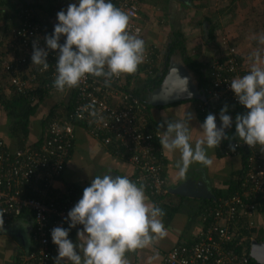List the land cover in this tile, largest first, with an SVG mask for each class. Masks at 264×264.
<instances>
[{"label":"built area","instance_id":"1","mask_svg":"<svg viewBox=\"0 0 264 264\" xmlns=\"http://www.w3.org/2000/svg\"><path fill=\"white\" fill-rule=\"evenodd\" d=\"M57 1L55 12L58 13V8H65L67 3L66 0ZM111 2L129 15L130 30L140 36L142 28L136 20L141 0ZM35 18L32 8L19 9L18 23L8 32V44L0 48V96L3 93L9 96L14 93L27 95L33 104L39 101L40 91L48 89L51 93L57 92L53 86L56 53L50 51L47 70L42 71L41 66L32 65L33 42L38 40L41 47H46L44 37L51 34L45 20L39 17L37 21ZM154 54L155 46L145 44L144 61L139 65L143 70L138 73L155 75ZM226 55L225 60L215 62L212 67L207 89L208 103L223 101L240 105L230 89V83L233 78L247 74L250 67L244 68L234 48ZM126 76L113 78L110 86H105L103 78L89 76L78 87L65 89L63 92L69 95L71 91L76 92L73 107L68 114L54 116L48 121L40 144L13 150L0 139V228L9 227L25 211L33 215L34 247L21 254L16 264H52L51 230L59 226L69 227L65 218L77 203L74 189H59L56 184L73 151L77 125H83L91 135L115 149L121 158L132 162L136 180L146 183L151 194L157 196L170 192L162 174V149L154 143L162 133L145 130L147 106L128 87ZM205 105L201 103L199 108L204 111ZM238 142L235 151L231 150L230 143L222 145L221 150L227 155L245 152L247 168L241 187L250 192L246 191L244 195L254 198L263 196L264 148L259 145L250 148L242 140L232 144ZM244 195L236 193L221 198L209 215L201 218L204 222L211 220V224L206 232L201 233L199 241L194 245H176L165 255L164 263L248 264L251 258L248 251L239 255L235 250L225 251L222 246V243L235 239L232 222L252 216L258 208L257 203L245 202ZM82 228L78 225L71 229L69 237Z\"/></svg>","mask_w":264,"mask_h":264},{"label":"crops","instance_id":"2","mask_svg":"<svg viewBox=\"0 0 264 264\" xmlns=\"http://www.w3.org/2000/svg\"><path fill=\"white\" fill-rule=\"evenodd\" d=\"M47 1L49 2L45 3L44 7L38 6V3L35 2V11L40 18L45 20V23L49 17L52 4L56 3L57 0ZM77 1L66 0L65 9L70 3H76ZM190 1L141 0L139 17L136 20L137 25L142 28V34L139 37L145 41V44L155 46L154 59L156 66H163L167 57L166 52L169 47L170 37L175 31H179L185 37L189 55L209 62L208 76L211 74L214 63L225 60L226 54L231 48H234L237 52L244 68L250 67L247 61L248 55L258 47L264 49V45H259L257 40L253 38L264 34V0H258L259 6L257 5L252 10L255 15L248 16V22L241 21L244 18L240 17L242 1L237 4V14L235 15L227 13L228 9L231 11V1L233 0L224 1L221 10L224 17L221 16L220 12L214 13L211 8L207 11L200 9L195 12L190 8ZM16 7L19 11L21 7L19 0H9L8 5L0 7V48L8 44V32L13 25L18 23ZM53 7L56 10L55 4ZM254 17L255 19H252ZM220 22L221 24H219ZM205 23H207L206 26ZM191 25H193L192 30L189 29ZM211 25H217V27H215L214 38L209 40L210 36L205 34V27L210 32ZM238 25H252V29L245 30V27L238 29ZM49 31L52 34L54 27H49ZM64 38H61V42ZM143 75L146 77L145 73ZM141 76L139 73L135 83H132L136 84V81ZM132 83L131 85H133ZM68 99L69 94L57 91L50 93L43 100L35 115L31 117L27 145L38 144L44 139L43 121L45 117L55 105L60 106V103ZM198 108L199 104L193 101L178 102L167 106H154L149 109L150 117L145 115L147 123L143 126H146L145 130L148 132L160 131L162 133L158 126L162 118L180 120L185 117L187 112L194 113L195 118L189 125L194 142L200 137V125L204 122L200 117ZM59 111H62L61 107H59ZM229 115L233 116L232 114ZM14 122L15 117L8 115L0 101V139L4 140L13 150L21 148L17 142L18 139L10 135ZM154 143L162 149L159 139H155ZM222 145H224L223 141L220 147L207 149V155L212 160L210 166L193 163L183 176L179 174L176 168L179 153L165 154L161 150L164 164L162 174L167 180L170 192L155 197L144 185L135 181L136 172L132 162L121 158L115 152V149L91 135L83 125H77L75 127L73 151L56 186L59 189L73 187L74 199L78 202L83 196L84 188L90 186L91 180L97 175L101 177L105 174L127 176L130 180L136 182L138 186L142 185L149 202L160 207L165 213L162 220L165 225L166 235L156 241L153 246L127 253L126 256L129 264H165V255L173 247L178 244L194 245L199 241L201 233L206 232L211 224V220L204 222L201 218L203 215H209L212 208L218 205L221 198H228L236 193L244 195V192H250L248 189L241 187V180L244 178L247 168L245 152L242 151L240 155H227L221 150ZM191 180L195 183L192 186V191L195 193L201 191L205 195H179L172 191L184 182ZM237 181L239 186L236 189ZM232 189L235 190L233 193H231ZM244 201L257 203L258 208L253 212L252 216H244L232 222L233 226H231L236 235H234L235 239L222 243L225 251L235 250L239 255L249 252L245 246L248 239L251 242H264V195L257 198L244 195ZM251 222H253V225H250ZM77 232L78 230L69 237L74 243L78 241ZM32 236L33 215L29 211H25L22 216L16 218L10 223L9 227L0 228V264H16L21 254L33 249ZM235 244H243L244 248L239 250ZM52 250V264H54L53 257L58 255L57 246L53 244ZM68 264H71V262H68ZM252 264L259 263L255 260Z\"/></svg>","mask_w":264,"mask_h":264},{"label":"clouds","instance_id":"3","mask_svg":"<svg viewBox=\"0 0 264 264\" xmlns=\"http://www.w3.org/2000/svg\"><path fill=\"white\" fill-rule=\"evenodd\" d=\"M57 19L54 32L44 37L46 47L38 40L33 42L31 57L32 65L44 71L49 68L50 51L56 53L53 86L57 91L76 88L89 76L103 78L105 86H110L113 78L136 73L144 61L145 41L130 30L129 15L111 0H78L59 11ZM62 37L66 38L64 43L60 42ZM253 38L264 45V34ZM247 61L248 73L230 83L236 100L246 109L235 116V136L250 148H264V49L253 50ZM228 113L225 103L219 127L216 115L209 113L194 142L189 126L194 113L187 112L180 120L161 119L162 151L179 153L176 168L181 176L193 163L212 164L207 149L220 147L228 138L226 130L233 126ZM238 146L239 142L230 143L232 151ZM164 215L160 207L149 202L144 187L127 176L97 175L65 218L69 227L51 230L58 252L54 264H129L127 253L149 248L166 235ZM78 225L83 228L74 243L69 233Z\"/></svg>","mask_w":264,"mask_h":264},{"label":"trees","instance_id":"4","mask_svg":"<svg viewBox=\"0 0 264 264\" xmlns=\"http://www.w3.org/2000/svg\"><path fill=\"white\" fill-rule=\"evenodd\" d=\"M19 1L21 2V7L19 9L29 7V8H32L34 11H35V6H36L35 2H37L38 3L37 5L40 7H44V4L49 2L47 0H19ZM233 1H237V0H233ZM8 2H9V0H0V7L4 6V5H8ZM54 4H52V8H50L49 17L47 18V21L45 23L46 28L48 30H49V27H54V25L56 23H58L57 12L54 11L55 8L53 7ZM58 9L60 11L66 10L65 8H62V7H59ZM17 11H18V8H17ZM35 15H36L35 20L39 21V19H38L39 15L37 14L36 11H35ZM215 27H217V25H211L210 26L209 40L214 38V31L216 30ZM65 39L66 38L62 39L63 40L62 43H64ZM177 49L181 50V52L184 56L185 62L195 71L196 76L199 80L200 88L206 93L207 97H209L208 92H207V89H208L209 84H210V79H209V76L207 73V70L209 68V62L208 61L206 62V60L202 61L199 58H196L195 56L189 55L188 49H187L186 44H185V37L179 31H175L173 33L172 37H170V43H169V47L167 48L166 56L171 55ZM239 61L241 62L240 59H239ZM167 68H168V59L166 58L163 66L156 67V72H155L154 76L146 75V77L144 76V78L140 79L139 81H136V84H133V83H135V79H137V77H138V74H139L138 72H141L143 70L141 67H138V70L136 73L126 76L127 81L129 83L128 87H131V91L133 92V94H135L141 101H143L146 104V106H147L146 111H145L146 116L150 117L149 109L154 107L152 105H149L147 102L148 92H149V90H153V89L157 88L161 84V82L163 81V78L167 72ZM131 83L133 85H131ZM50 93L51 92L48 89L40 91L38 93L39 101L35 104L32 103V101L30 100V98L27 95L14 93V94L9 96L6 93L1 94V96H0L1 104L4 106L8 115L15 117V122L13 123V126L11 127V130H10V135H11V137L18 139L17 142L19 144V147L22 148V147H25L27 145L28 136L30 134L29 123H30L31 117L33 115H35V113L39 109V106L41 105L43 100L47 96H49ZM75 94H76L75 91H71V93L69 95V99L67 101H63L62 103H60V106L55 105L53 107L51 112L45 117V119L43 121L44 129H45V125L48 123V121L52 117L57 116V115L64 116V115L69 113V111L73 107L74 98L76 96ZM192 101L197 103V104L202 103L200 100H192ZM225 103H227L229 105V113L228 114L233 115L234 121H235V116L237 115V113H243L246 111L242 105L233 104L231 102L209 101V103L205 105L204 111H202L200 108H198L201 119L204 121L206 116L211 112H218L219 113L221 108L225 105ZM59 107H61L62 111H59ZM227 134H228V138L223 141L224 144L232 143L233 141L238 140V137L235 136V124H233L232 128L228 131ZM42 141H40V143ZM40 143H38V144H40ZM245 162H246V160H245ZM136 177H137V174L135 175V181L144 185L149 191L148 185L144 182L137 181ZM238 181L236 182V185H235L236 189L239 186ZM233 189H234V187H233ZM234 191L235 190H233L231 193H233ZM158 196H160V195H157L155 197H158ZM251 244H252V242L250 239H248L245 243V246L247 247L249 253H250ZM235 246L239 250H242L244 248L243 244L242 245L235 244ZM254 262H255V260H253V258L251 257L249 264H252Z\"/></svg>","mask_w":264,"mask_h":264},{"label":"water","instance_id":"5","mask_svg":"<svg viewBox=\"0 0 264 264\" xmlns=\"http://www.w3.org/2000/svg\"><path fill=\"white\" fill-rule=\"evenodd\" d=\"M206 25L207 23H205V26ZM205 34L207 36L209 34V29L206 27ZM166 58L168 59L167 72L161 84L157 88L149 90L147 100L148 104L152 106H167L178 102L192 100H200L201 102L208 104L207 95L200 88L196 73L185 62L181 50L177 49ZM185 79H187V82ZM186 86L188 91L184 92ZM189 92L191 95L188 94ZM211 113L216 115L217 126L219 127L221 124L219 114L214 112ZM228 130H226V132ZM194 184L193 180L184 182L172 191L174 193H178L179 195H205V193L201 191H198L197 193L192 191V186H194ZM250 255L259 264H264V242L253 241L251 244Z\"/></svg>","mask_w":264,"mask_h":264},{"label":"rangeland","instance_id":"6","mask_svg":"<svg viewBox=\"0 0 264 264\" xmlns=\"http://www.w3.org/2000/svg\"><path fill=\"white\" fill-rule=\"evenodd\" d=\"M224 1L226 0H191L190 1V8L195 11V12H198V10H209L210 8L213 10L214 13H219L221 14L222 17H224V15L221 13V10H222V5L224 3ZM231 1V0H229ZM242 1V10L240 11V17H244L241 19V21H249V17L248 16H253L255 15V13L252 12L253 9H255L257 7V5L259 6V1L258 0H237V1H231V11H229L228 9V14H232V15H235L237 14L236 13V10H237V4L239 2ZM187 7V6H186ZM199 7V8H198ZM218 7H221L218 9ZM226 13V14H227ZM252 19H255L252 18ZM220 20V18H219ZM221 24V22L219 23ZM247 24V23H246ZM252 25H238L237 28L238 29H242L243 27H245L246 29L245 30H249V29H252L251 28ZM193 28V25H191V27L189 28L190 30H192ZM166 40H167V36H166ZM165 40V42H166ZM141 78L138 79V81L140 79H142V77H144L143 74H141Z\"/></svg>","mask_w":264,"mask_h":264}]
</instances>
